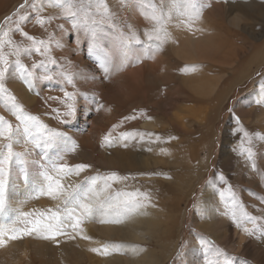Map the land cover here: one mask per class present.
<instances>
[{
	"label": "bare ground",
	"instance_id": "1",
	"mask_svg": "<svg viewBox=\"0 0 264 264\" xmlns=\"http://www.w3.org/2000/svg\"><path fill=\"white\" fill-rule=\"evenodd\" d=\"M145 3L152 2L145 0ZM117 4L120 5L119 0ZM12 6L13 0H0V20L11 13ZM224 7L225 10L209 15L210 20L202 26L198 23L183 26L177 21L166 20L164 28L167 37L159 42L148 41L144 35L146 30L150 31L154 26L152 21L145 18L150 14L149 8L135 5L122 7L125 14L122 24L138 31V36L143 41L141 45H134L137 53L127 58L117 49V34L112 29H105L94 39L88 33L72 30L69 22L58 18L45 31L32 19L34 12L26 9L29 16L22 24L23 27L38 39H47L49 33H52L61 41L60 48L52 45L51 54L63 61L73 80L72 84H68L66 80L64 84H50L38 79L32 89L39 90L36 102L44 109V115L47 113L51 116L54 114L53 109H59L62 114L67 110L65 105L48 98L60 97L66 100L64 91L76 94L75 115H61L57 119L54 114L51 118L49 116L48 123L71 137L75 144L74 151L87 150L99 158L106 153L105 137L108 135L112 157L107 170L133 173L131 178L113 183L110 190L113 194L116 191L138 190L149 197L147 200L142 196L138 198L145 205L162 201L166 196L167 186L180 196V174L193 167L202 151L197 141H209L219 108L231 94L232 88L246 78L245 72L230 70L234 58L239 55L242 58L245 52L242 48L245 46V37L239 31L243 28L240 19L244 22L247 19L256 21V11L250 10V3L226 4ZM53 9L55 13L42 16H58L60 10ZM217 23L224 24V31L218 30ZM60 24L68 31L62 32L57 27ZM161 35L163 37V33ZM13 37L17 42L23 39L16 33H13ZM71 40H75L72 46ZM24 43L29 42L25 39ZM261 46L264 50V44ZM43 58L33 52L30 55L24 54L21 60L30 66L32 62ZM261 58L260 65L264 64V53ZM186 68H191L192 71H185ZM50 70L52 71L51 68ZM5 84L11 93H15L17 103L28 95L26 91H29L30 84L12 68L6 75ZM19 104L29 114L42 113L27 102ZM0 115L14 125L17 123L15 116L2 101ZM127 115L130 118H126ZM258 117L264 120V112ZM64 120L67 122H62ZM261 125L264 128V122ZM69 162H75L70 167L87 163L85 159ZM86 170L81 173V180L92 176L87 177L91 172L86 173ZM163 171L166 176L162 175ZM100 173L104 176L102 170ZM156 174H160L166 184L156 180H143L157 176ZM67 178L71 180L70 183L73 182L71 175ZM22 191L26 193L25 190ZM152 191L155 193H151ZM102 216L108 219L113 218L114 214H109L110 217ZM142 219L132 222L131 213L124 214L119 218L121 223H107L103 231H129L133 233H130L131 237L136 236L135 228L153 224L148 215H143ZM239 243H243L242 237ZM145 254L149 257L146 264H158V255L153 249H147Z\"/></svg>",
	"mask_w": 264,
	"mask_h": 264
},
{
	"label": "rangeland",
	"instance_id": "2",
	"mask_svg": "<svg viewBox=\"0 0 264 264\" xmlns=\"http://www.w3.org/2000/svg\"><path fill=\"white\" fill-rule=\"evenodd\" d=\"M117 1H108L109 7L116 13L114 22L117 28L127 32L130 27L122 24L125 14ZM31 2L32 0H29V3ZM151 2L160 6V0H151ZM168 3L169 0H164L165 9ZM197 3L209 6L203 7L201 14L198 17L193 16L190 21L187 17H181L176 13H173L171 20L183 26L194 23L202 26L210 20L209 15L219 12L218 10H225L226 4L248 3H250V10L256 11L258 20L247 19L244 22L240 19L243 28L239 31L245 37V46L242 47L245 52L242 58L240 55L234 58L230 71L236 70L237 73L243 71L246 78L232 88L231 94L219 108L209 141L206 143L203 140L197 141L202 151L193 167L180 174V196L167 186V193L162 201H154L148 205L141 203L142 207L131 213L132 222L143 220L142 216L148 215L153 224L138 226L135 228L136 236L132 237L129 231H122L124 233L114 230V233L109 230L103 231L107 223H101V220L111 221L113 218L119 219L124 216L123 212L116 209L105 214L108 217H110L109 214H114L113 218L106 219L102 215H93L85 219L81 225L82 232L80 229L73 231L64 227L63 231L68 235H57L55 239L45 238L47 233L39 231L31 234L21 232L20 238L15 240L5 236V244L0 246V264H139L140 262L146 264L149 262V257L145 254L147 249H153L156 252L158 264H208L209 260H220L222 264L223 257L216 255L217 249L227 253L233 264H264V128L261 125L264 120L258 117L261 112H264V92L261 90V84L264 83V64L260 65L261 56L264 53L261 46L264 44V0H197ZM19 4H24V0H13L11 13L0 20V25H4L9 16H12L13 21L17 20L18 17L14 15L17 10L24 14L28 7L26 5L25 9L19 7L16 10L15 7ZM30 11L32 12L31 9ZM228 11L230 12L229 8ZM50 12L55 13L53 7L45 6L39 15H47ZM36 15L37 13H33V20ZM233 15L236 16L234 13ZM249 15L253 16V13L249 12ZM9 24L15 27L11 22ZM216 25L219 31H224V24ZM24 31H26L25 28ZM164 31H166L165 28ZM135 32L139 35L138 31ZM73 42L75 40H71V46ZM56 59L57 65L50 67L55 78L47 82L64 84L65 79L59 74L62 72L69 74V72L63 61ZM185 71H192V69L186 68ZM37 80H33L28 87L29 91H26L28 95L24 99H19V103L23 102L24 105L27 102L32 108L41 111V114L32 115L38 116L50 129L57 130V127L48 123L50 115L47 113L44 115V109L36 102L39 90L32 89ZM12 94L15 95V93ZM54 114H51L50 118ZM126 118L130 116L127 115ZM245 132L249 134L247 137L244 135ZM110 145L111 141L105 142L106 153L100 158L83 149L66 151L63 163L66 162L70 166L75 162L71 163L69 160L85 159L87 163L81 164L89 165L86 173H91L86 175L87 177L91 174V177L101 176L102 170L104 176L116 173L120 177L131 178L132 172L121 173L107 170L112 157ZM249 148L253 152L251 158L246 151ZM14 150L23 151L24 147L14 145ZM32 158L38 159L37 152L33 151ZM253 162L256 165L255 168L252 167ZM81 173L79 176L71 175L72 183L69 178H65L63 183L66 185L80 183L86 178L81 180L83 177ZM161 173L166 176L164 171ZM221 176L224 177L223 180L220 179ZM249 178L252 180L249 181ZM143 180H156L166 184L160 174ZM229 185L242 207L230 202L231 198L227 192ZM221 191L224 192L223 197L220 195ZM9 205L11 209L22 211L33 209L43 211L48 208L55 209L57 205H61V201L29 193L21 184L18 190L9 192ZM233 209L240 217L239 220H233L231 215ZM242 211L261 219L254 226L243 217ZM25 219H31V217ZM15 220V212L0 214V229L6 226H14L18 230L25 228V225L21 223L13 224ZM245 228L251 230L252 234L245 232ZM84 236L89 239H84ZM240 237L243 238L241 245ZM105 247L108 248L107 255L103 251ZM92 249H100V251Z\"/></svg>",
	"mask_w": 264,
	"mask_h": 264
},
{
	"label": "snow or ice",
	"instance_id": "3",
	"mask_svg": "<svg viewBox=\"0 0 264 264\" xmlns=\"http://www.w3.org/2000/svg\"><path fill=\"white\" fill-rule=\"evenodd\" d=\"M121 7L137 6L140 8H149L150 14L145 18L153 22L151 31L146 30L144 35L148 41H161L167 37L164 31V23L166 20H171L173 13L181 17H187L188 21L193 16L198 17L201 14L203 7L209 6L199 4L197 0H169L167 10L164 9V0H160L158 7L154 3H145V0H119ZM28 9L37 13L35 23L48 31V26L58 18L64 19L70 23V28L76 31H83L97 38L98 33L103 32L106 28L112 29L117 33L115 37L116 47L120 54L127 58L129 55L137 53L134 45H141L143 41L129 28L125 32L117 28L114 22L116 13L109 7L108 0H24V4L20 5V9ZM45 6H51L60 9L59 15H49L47 17L39 15ZM18 17L13 21L12 16L6 18L4 25H0V101L3 102L12 114L15 116L17 123L14 125L4 116L0 115V214H8L9 212L16 213V220L13 222L25 225L23 229L16 227H4L0 229V246L5 244L4 237L15 240L20 238L21 232L31 234L32 232L47 233L45 238L55 239L57 235H68L63 231L64 227L70 228L73 231L80 229L85 219L93 215H105L113 209L121 211L124 214L134 213L142 204L139 197L145 200L149 199L146 193L136 192H116L113 194L112 185L115 182L126 180L128 177H120L116 173H111L107 176H94L85 178L78 184H65L64 179L70 175L79 176L85 171L89 165L78 164L70 167L63 163L64 153L66 151H74L75 144L71 141V137L66 132L53 130L44 124L38 116L29 114L24 107L16 102V97L6 87L5 78L12 68L14 72L25 77L27 83L32 84L33 80L41 79L44 81H53L55 76L50 70V65H57V59L51 54L52 45L57 48L61 47V41L56 39L52 33H49L47 39H38L30 35L21 26L28 20L29 13L26 10L21 14L19 10L14 13ZM14 24L15 27H11ZM62 31L66 32L63 24L57 25ZM13 33L19 34L23 39L19 42L14 40ZM163 33V37L161 35ZM29 43L25 44L24 40ZM37 53L43 59L34 61L29 66L21 60L24 54L30 55ZM139 62V57H137ZM37 70H40L38 73ZM68 84H72L71 74L64 72L59 74ZM63 90V89H62ZM261 90L264 92V83L261 84ZM66 100L60 97H49L50 100L58 101L64 104L66 111L62 114L59 109H53L56 113V118L73 117L76 112L74 92L64 91ZM260 103V101H257ZM133 119L135 117H132ZM66 123L67 121H62ZM245 137L249 134L244 133ZM105 140L109 141L106 136ZM249 143L251 141L249 140ZM14 145L24 147L23 151H15ZM31 146V147H29ZM37 151L38 159H34L33 151ZM247 155L251 158L252 150H246ZM252 167L256 165L253 162ZM224 179L223 176L220 177ZM21 184L25 186L29 193L38 196H48L52 200L61 201V205H57L55 209L48 208L46 210L22 211L19 209H11L9 205V192L16 191ZM227 192L231 198L230 202L233 205L241 206L236 200V194L231 185L228 186ZM221 197L224 192L221 191ZM242 207V206H241ZM233 220H239L237 212L231 211ZM245 219L250 221L254 226L260 217L252 216L246 211H242ZM31 217V219H25ZM116 220H101V223H121ZM245 232L252 234L248 228ZM84 239L89 237L84 236ZM100 251V249H92ZM104 254L107 255L108 248H104ZM217 256H222V264H233L232 259L222 250H216ZM208 264H221L220 260H209Z\"/></svg>",
	"mask_w": 264,
	"mask_h": 264
}]
</instances>
